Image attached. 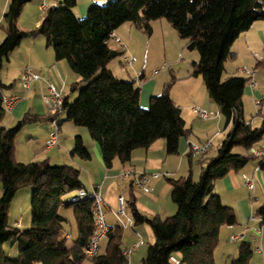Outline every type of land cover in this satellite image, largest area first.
<instances>
[{"label": "trees", "instance_id": "trees-1", "mask_svg": "<svg viewBox=\"0 0 264 264\" xmlns=\"http://www.w3.org/2000/svg\"><path fill=\"white\" fill-rule=\"evenodd\" d=\"M30 1L9 0L2 21L6 37L0 43V264H87L86 260L91 264H131L123 247L124 229L119 223L109 226L104 251L93 257L86 254L85 247L95 231V200L87 196L73 201L76 194L65 197L85 189L80 169L70 164H53L49 159L19 162L14 155L15 140L27 123L50 121L67 111L66 119L86 127L99 143L107 167L116 158L123 164L130 162L135 149L147 148L160 138L166 140L168 153H178L180 139L189 137L192 130L171 95L176 74H172L171 82L163 86L160 94L151 96L146 108L140 103L137 79L120 78L107 67L124 53L110 44L113 31L130 22L151 34L152 22L163 17L187 41V48L199 52L191 74L203 77L210 97L220 105L226 132L216 155L205 158L198 180L191 170L188 175L170 179L171 197L177 205L175 214L162 219L139 211L132 192L135 178L129 182L132 198L126 200V207L136 223H149L156 236L143 264H217L215 251L220 231L239 220L235 209L226 205L215 190L216 180L233 170L241 171L254 159L264 169V152L257 155L252 151L264 137V124L256 127L244 116L243 97L251 76L223 78L236 39L255 21L264 20V0H111L107 4L92 3L83 17L73 10L77 0H62L45 10L38 25L23 30L18 20ZM40 35L46 37L57 60H66L80 75L72 91L82 82L87 84L75 100L69 101L65 96L61 111L26 115L5 127L7 110L3 97L13 84L7 85L1 79L4 63L24 38ZM236 146L247 152L234 153ZM71 152L82 158L91 157L81 136ZM188 154L193 158L191 149ZM24 187L32 188V223L22 230L10 224L9 213L16 193ZM68 208L72 209L77 226V237L72 240L67 236L70 221L62 214ZM255 215L263 227L264 202ZM9 241L18 243V257L4 249ZM253 254V243L243 240L238 255L229 257L230 264H250Z\"/></svg>", "mask_w": 264, "mask_h": 264}, {"label": "crops", "instance_id": "crops-1", "mask_svg": "<svg viewBox=\"0 0 264 264\" xmlns=\"http://www.w3.org/2000/svg\"><path fill=\"white\" fill-rule=\"evenodd\" d=\"M61 1L62 0H37V8L42 9L45 12L43 9L44 5L51 7L57 3L59 4ZM100 1L104 0H77V5L73 10L78 17H83L88 6L90 7L92 3H98ZM8 4L9 0H0V43L3 42L6 37L2 21L8 8ZM44 12L41 16H34L32 22L25 19L21 21L18 20L19 27L23 30H30L33 26L40 23ZM156 21L157 20L153 21L152 25ZM136 27L137 26L133 23L127 22L115 30L117 35L123 41L125 48L121 47L114 40H111L110 44L113 47H118L123 51L125 50L132 54L129 52L130 48L125 39L127 34L130 36V34L135 33ZM251 28L246 32L250 31ZM138 29H140V27H138ZM141 29L144 30L143 28ZM153 29L152 26V31ZM52 50L53 49L48 45L45 36L26 37L4 63L1 72V79L7 85L13 84L12 88L5 91V95H18L20 97L15 102L12 110L10 112L7 111L6 118L3 122L5 127L12 126L26 115L48 114L50 112V106L45 102L42 95L43 93H48L49 84H54L58 88L63 89L64 94L69 97L70 101L67 87L69 83L73 85L75 82L79 81L80 75L71 69L66 60H57L54 50ZM113 60L107 65L108 69L120 78L137 79V85L140 84V103L143 107H149L151 96L160 93L162 86L156 79L148 76L145 69L146 59L143 62L141 70L134 64L132 69H126L127 74L118 72L119 69L113 65ZM26 66L32 67L34 71L41 75V81H35L29 92L23 89L20 81L21 74ZM175 74L177 76L176 81L189 82L195 78L196 82L200 84V91L204 88V80L201 75H192L190 70H188V73L185 75ZM151 75L156 76L154 71H152ZM251 91L252 89L249 91L246 86L245 93L247 94ZM171 95L175 103L181 107L186 125L192 130V134L189 137H182L180 139L179 150L176 154L168 153L166 140L160 138L155 140L147 148L135 149L132 153V159L130 162L123 164L119 158H116L113 165L107 167L104 164L102 149L99 143L92 138L89 130L86 127L76 125L71 120L66 119L65 121L61 115L59 117V120H61L59 122V142L54 146L49 147L47 145V140L53 130L51 121H39L24 125L15 140V159L24 163L49 159L53 164H70L78 167L81 171L80 178L85 189L90 193H101L104 197L106 201L104 212L108 226L119 223L117 216L115 215V210L118 207V196L124 195L126 200H128L132 198V192L135 197V205L139 211L148 217L159 216L162 219H167L177 211V205L171 197L172 183L170 179L188 175L190 170L192 171L194 178L196 175H199L200 177L202 168L206 164L205 158L216 155L218 148L224 139V135L219 137L216 147L213 148L215 146V138L224 133V129L221 128L224 116L218 103L219 108L217 107L218 111L217 114H215V117L217 118L211 120L210 116L208 117L207 127L209 129L206 132L198 131V128L195 125V120L192 117V115H198L194 112L193 107L197 106L203 110L204 107H207V104L215 106L213 102L216 101L210 97L209 101L204 103L203 100H198L197 95L193 93V99L189 102H184L179 100L178 95L174 94V92ZM71 122H73L76 127H72V132H67L65 128L66 126H70L67 124H71ZM78 136L82 137L85 145L89 148L91 153L90 158H82L78 155L72 154L71 151L76 145V139ZM207 141L212 142L210 150L202 156L194 155L193 158H190L188 154L190 143L195 142L202 144ZM262 150L264 152V147H262ZM260 170L261 168L259 164H254L253 168L246 165L241 171L233 170L226 176L216 180L215 190L221 195L222 200L226 205L235 209L239 221L235 225L222 227L220 231L219 245L215 251V258L219 249L224 250V236L227 237V235H230L231 237V235H238L242 238L239 240H231L230 238V240L231 242L241 241L246 235H248V232L251 231L253 226L258 225V221H256L258 217L254 213L255 201H249L245 196H240L239 193L243 188L244 174L255 178L257 188L258 180H264V172L261 173ZM124 171H130L131 175H129L128 178H123L121 175ZM250 171H252L251 175L248 174ZM142 175L148 177L150 190L144 191L143 188L135 184V188L131 192L130 180ZM256 188L254 191H256ZM75 192L76 193H73V195L77 194V191ZM2 194L3 189L0 187V198ZM31 194V187L20 189L16 193L10 208V224L16 225L22 230L30 227L32 223L30 213ZM62 214L70 221L71 230L67 236L72 240L77 237V226L73 211L69 208L63 209ZM128 215L133 216L130 211H128ZM124 218L126 219V216ZM123 229V247L125 250L131 249L130 255L128 256L130 263H143L140 260L144 255L146 256L148 248L142 251L140 249L146 244L149 247V245L156 240L154 230L147 222H135L132 225L129 224L126 227H123ZM263 231L264 230H262V232ZM104 240L105 238H103L101 242ZM8 244L10 245L9 248L4 244V249L10 255L15 256L18 253L16 242L9 241ZM235 253H238V249L236 250V248L233 249L231 255L234 256L236 255Z\"/></svg>", "mask_w": 264, "mask_h": 264}, {"label": "rangeland", "instance_id": "rangeland-1", "mask_svg": "<svg viewBox=\"0 0 264 264\" xmlns=\"http://www.w3.org/2000/svg\"><path fill=\"white\" fill-rule=\"evenodd\" d=\"M110 1L111 0H104L98 3L107 4ZM88 8L86 10V13L88 12ZM43 12L44 11L42 9L37 8V0H32L26 3V8L24 6L23 12L19 17V21L25 19L29 22H32L34 16H41ZM85 14L83 16H85ZM152 26L154 29L151 34L145 32L141 28L138 29L137 26L135 28V33L130 34V36L129 34H127L125 41L130 48L129 52L136 56L137 60L134 63L136 67L140 68L141 70L143 62L146 59V72L150 78L156 79L158 83L162 86V89L160 91L161 93L163 90V86L166 83L171 82L173 73L185 75L188 73V70H190V73L192 72L193 61L199 59V52L197 50H190L189 48H187V41L179 36L177 30L172 26V24L167 20V18L163 17L157 19V21L154 22ZM232 53H234L233 56H230L225 63L223 78L230 75L250 76L246 73V71L242 70L241 68H246L247 70L255 72L253 77L259 82L260 88L257 90L252 89L250 85L251 79L247 81V89L249 91L250 89H252V91L248 92L247 94L245 93L243 97L244 116L246 120L251 122L254 126L261 127L264 124V20L255 21L250 31L243 32L236 39V42L232 46ZM122 60V55L115 58L113 60V65L116 66L117 69H119L118 72L127 74L126 68L122 64ZM132 68L133 67H128V70ZM156 69H159L158 74H156V76L151 75L152 71ZM100 73L101 70L97 72L94 77L98 76ZM86 84V82H82L79 85L78 89L72 91V85L71 83H69L67 87V92L70 96V101H73L77 98L81 88H83ZM203 87L204 88H202V91H200V84L196 82L195 78H193V80H190L189 82L175 81L172 85L171 94L174 92V94L178 95L179 100L189 102L191 101V99H193L192 96L193 93H195L198 97V100H203V102L206 103L209 101L210 96L207 92L205 84ZM213 103L215 106L207 104V107H204L203 109L204 111L208 112L211 120L217 118L215 117V114H217L218 111L217 107L219 108L217 102ZM67 114V111L62 113V118L65 119V121L67 118ZM192 117L195 120V125L198 128L199 132H206L209 129L207 127L208 118L203 119L198 115H192ZM67 125H70L66 126L65 128L67 132H72V127H76L74 126L73 122ZM221 128L225 129V117ZM225 132L226 131L224 130V133L222 135L217 136L215 138V146L213 148L216 147L219 137H222L223 135L225 137ZM255 147L261 149L262 147H264V137L255 145ZM233 152L246 153L247 151L244 147L236 146ZM254 164H259V160H251L247 165L248 167L253 168ZM260 172H264V169H261ZM251 173L252 171L248 172V174L250 175ZM194 179L198 180L199 175H196ZM244 185L245 182L243 179V188L239 194L240 196H245V198H247L249 201H255L254 213H256L257 208L264 202V180H258L256 191H250L247 186ZM0 187L2 188L1 182ZM73 193L76 192H70L66 194L65 197L70 198L73 196ZM30 198L32 200V194ZM256 221H258V225L253 226L251 228V231L248 232V235H246L243 240L251 241L253 243L254 254L250 263L264 264V231L262 232V230H264V226L262 227L260 225L259 218H257ZM230 238V235H227V237L224 236V250L219 249L217 251V264H230L229 257L237 256L238 253H235L236 255L234 256L231 254L234 248H236V250H239V245L243 240L231 242ZM105 242V240L101 242L100 251L105 250ZM5 245H7L8 248L10 246L8 242H6ZM258 246L262 250V252L260 253L256 249ZM16 247L18 248L17 242ZM146 248H148L147 244L144 245L140 250L142 251ZM18 256L19 248L18 253L12 257ZM142 259L140 260L141 262ZM86 263L91 264L90 260H86Z\"/></svg>", "mask_w": 264, "mask_h": 264}, {"label": "built area", "instance_id": "built-area-1", "mask_svg": "<svg viewBox=\"0 0 264 264\" xmlns=\"http://www.w3.org/2000/svg\"><path fill=\"white\" fill-rule=\"evenodd\" d=\"M56 5V4H55ZM54 5V6H55ZM49 6L44 5L43 9L46 10ZM111 40H114L116 43H118L121 47L125 48V45L121 38L117 35L115 31H113L110 34ZM122 64L125 66L126 69L128 67H133L134 63L136 62V57L134 55L129 54L124 50V53L122 54ZM242 70L246 71L247 74L251 76V82L250 85L252 89L257 90L260 88L259 82L253 77L255 72H252L250 70H247L246 68H241ZM159 69L154 70V74H158ZM21 85L25 91H30L32 88V85L35 81H41V75L34 71L32 67L26 66L21 74L20 77ZM65 94L63 89L58 88L54 84H49L48 86V93H43L42 97L45 100L47 104L50 106V110L56 112L61 111L64 100H65ZM20 97L18 95L8 96L4 95L3 97V103L7 111H11L15 102ZM193 110L195 113H197L201 118L207 119L209 117L208 113L199 107L195 106L193 107ZM51 123L53 125V130L50 133V137L47 140V145L54 146L59 142V117H53L51 120ZM212 146L211 141H207L205 143L199 144L192 142L190 143V149L194 152V155L202 156L205 153H207ZM252 151L257 155H262L263 150L261 148L253 147ZM129 175H131L130 171H124L122 173L123 178H128ZM243 179L245 182V185L247 188L252 191L256 188V180L254 177H250L248 175H243ZM135 184L141 188H143L144 191H149V179L148 177L142 175L135 178ZM87 196L92 197L95 200V207L93 210L94 213V223H95V231L92 234L88 244L85 247V252L88 256L93 257L99 252L101 240L105 238L106 233L109 229V226L107 224L106 218H105V212L104 208L106 206V201L104 197L101 195V193L93 192L89 193L86 189H79L77 191L76 196H74L72 199L73 201L79 200L81 198H85ZM115 215L117 216L118 222L121 226L126 227L129 224H134L135 219L133 216L128 215L127 207H126V198L124 195L118 196V207L115 210ZM126 216V219L124 218ZM260 230V229H258ZM241 239L238 235H232L231 240H239ZM258 252H262L261 248L258 246L257 248ZM131 252V249H128L125 251L126 255L129 256ZM176 263H180V261L173 257Z\"/></svg>", "mask_w": 264, "mask_h": 264}]
</instances>
